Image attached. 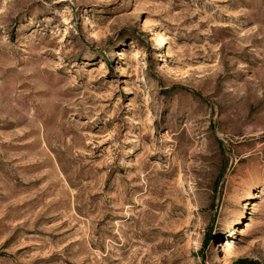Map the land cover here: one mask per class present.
I'll return each instance as SVG.
<instances>
[{"label": "rangeland", "instance_id": "1", "mask_svg": "<svg viewBox=\"0 0 264 264\" xmlns=\"http://www.w3.org/2000/svg\"><path fill=\"white\" fill-rule=\"evenodd\" d=\"M0 264H264V0H0Z\"/></svg>", "mask_w": 264, "mask_h": 264}]
</instances>
